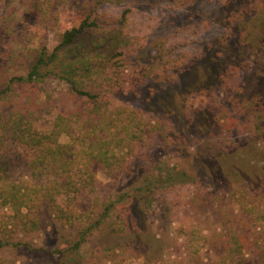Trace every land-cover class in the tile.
Returning <instances> with one entry per match:
<instances>
[{
  "label": "rangeland",
  "instance_id": "rangeland-1",
  "mask_svg": "<svg viewBox=\"0 0 264 264\" xmlns=\"http://www.w3.org/2000/svg\"><path fill=\"white\" fill-rule=\"evenodd\" d=\"M246 1L0 0V85L6 87L13 76L26 74L41 51L51 54L66 30L88 19L95 22L93 27L60 53H91L87 60L92 64L85 65L91 71L81 78L87 90L100 94L97 102L77 95L50 75L24 94L10 93L3 102L7 117L24 112L42 134L64 130L71 146L65 155L70 166L58 172L76 182L82 177L94 180L74 199L61 197L80 218L72 226L59 224L60 238L55 240L49 239V226L23 231L13 208L3 206L0 197V239L20 243L0 252V264H55L41 259L38 248L64 246L65 237L75 240L73 232L95 220L104 201L121 190H133L131 185L149 171L154 157L172 168L187 165L188 176H200V182L158 190L159 211L151 218L134 201L126 202L129 210L123 207L96 230L75 255L77 264H264V182L234 195L206 179L200 168L217 150L237 146L253 133V122L240 112L243 105H236L234 97L244 101L261 87L264 104V53L254 56L236 25L231 32L222 22L224 10ZM262 2L256 14L264 11ZM217 35L226 41L208 51ZM228 53L237 56L241 67L220 85L225 65L221 59ZM206 79L217 84V102L224 112L219 108L214 114L205 97L192 95L191 89ZM185 97L189 111L184 112L176 105L182 107ZM159 124L162 131H152ZM174 132L189 139L184 157L175 154L176 146L166 145L172 142L167 134ZM98 140L113 163L110 169L90 154L98 153L93 149ZM9 153L20 164L6 175L8 185L34 184L35 172L23 164L24 148L12 146ZM251 165V177L260 179L261 165ZM126 219L128 229H123Z\"/></svg>",
  "mask_w": 264,
  "mask_h": 264
},
{
  "label": "trees",
  "instance_id": "trees-1",
  "mask_svg": "<svg viewBox=\"0 0 264 264\" xmlns=\"http://www.w3.org/2000/svg\"><path fill=\"white\" fill-rule=\"evenodd\" d=\"M191 1L178 0L180 4L191 3ZM262 3V0H247L241 3L239 7H233L228 11L224 10V17L222 18V22L225 24L228 23L231 32L234 31L233 28L236 25L238 31L243 35V40L248 43V49L254 51V56L256 57L264 53V11L262 13L258 11L257 14L255 12ZM247 13L250 14V17L249 14L247 15L249 17H247L248 19H246ZM258 22L261 23L259 27L260 36L255 34L257 33L256 27ZM93 24L95 22L84 19L78 27L66 30L60 44L51 54L41 51L36 56L34 62L30 64L26 74L13 76L6 87L0 85V197L2 198V204L5 207L10 206L13 208L15 213L13 218L19 219L21 225H23V231L29 233L49 226L51 227L49 239L53 238L54 240L60 238L59 224L65 227L69 223L72 226L79 217L75 213L73 206H66L61 203V197L66 196L74 199L77 192L86 190L88 183L92 179L94 180V177H82L79 182H76L71 177L64 176L58 172L60 169H69L70 166L69 160L65 156L68 147H71L66 142L67 133L64 130L56 129L48 134H42L38 129H34L35 121L28 118L29 116L24 114V112H22L23 114H18L19 116L15 118L14 113L9 114L7 117L4 112L6 106L3 102L10 93L12 95L14 92L24 94L29 91L28 86L40 84L50 75L58 77L77 95L86 96L97 102L100 94L92 90H87L81 78L84 72L91 71L87 69L88 64H92L90 61L88 62L89 59L87 60V56H90L91 53L88 52V55H85V50H78L73 55L64 50V57L63 53H60L63 48L70 46L83 33L89 31L93 27ZM224 41H226V37L217 35L208 46V51H213L216 45H222ZM221 61L225 65L221 71V75H219L218 81H221L220 85H222L223 81L231 80L233 75H236L241 67L235 54L228 53V56L225 59H221ZM93 65L96 66V64ZM100 65L106 66L103 61L102 63L100 62ZM208 72L211 73L212 70ZM213 78L215 79V77ZM213 82L216 83V81ZM191 90L192 95L199 93L198 96L202 95L201 98L205 97L203 101L212 104L213 109L217 111H214V114L224 109L222 108V103L217 102L220 93L217 91V84L208 83L206 79L202 80ZM249 95L252 96L244 101H239L238 97L235 96L233 101L238 106L243 105L241 107L243 110L240 112L245 111L244 114L248 120L253 122V133L245 137L244 141L239 142L237 146H233L230 149L217 150V154L212 155L210 159L205 160L201 164L202 166H200L203 176L206 179L212 183H220L224 188H230L234 195L237 194L238 190L249 191L252 186L259 188L263 186L264 182V142L263 144L261 143V141H264V107L260 105H264L261 103L263 96L262 88L257 87L255 92ZM187 102L188 100L185 97L181 102L182 107L177 103L176 108L179 107L184 112L189 111L186 105ZM197 108L202 109L201 106ZM219 108H221V111L218 112ZM161 127L162 125L159 124L152 131L155 133L162 131ZM167 136L172 142L166 145L171 144L172 146H176L175 154L178 156L181 154V157H184V147L189 146L188 137L178 132H174L173 136L171 134H167ZM93 144H95L93 145V149L98 150V153L91 152L90 154L93 155L95 161L97 160L106 168L110 169L113 163L107 157L108 151L103 150L101 147L102 143H99V140L94 141ZM12 146L20 149L24 148L26 151L23 162L24 167L32 169L37 178V181L31 184V186L27 184V186H24L19 182H13L8 185L5 179L6 175L13 172L15 166L20 164V162L9 158L11 155L9 148ZM256 162L262 167V175L260 179L258 178L254 181L251 177V169L254 166L251 164ZM148 165L150 167H147L149 171L139 176L135 182L136 184L131 185L130 188L133 189L132 191L121 190L120 193L108 198L103 202V208L98 212L94 218L95 220L88 225L84 224L77 231L73 232V237L76 238L75 240L73 238L70 239V237H65L64 242L66 245L64 246L60 243L51 248H38V251L41 252V259H44L46 262L52 260L55 264H77L75 255L78 254L83 245L90 241L96 230L102 229V225L111 219V215L114 213L120 214L123 207L124 211L129 210L126 202L129 201V204H131L134 201L151 218L156 211H159L155 198L158 190H162L163 188H168L169 190L176 185L199 183L201 180L200 176L196 178L188 176L189 171L187 170V165L184 166L181 164L180 167L177 164L179 167L175 166L172 168L169 164L168 166L164 165L156 157L152 158L148 162ZM51 171L54 172L52 173ZM43 173L46 175L42 177ZM45 177L47 179L46 181ZM112 224L110 222L109 226ZM128 225L129 222L126 219L123 229H128ZM154 236L156 238L158 237L157 234ZM9 245L17 247L20 243H14L8 239H0V252Z\"/></svg>",
  "mask_w": 264,
  "mask_h": 264
}]
</instances>
